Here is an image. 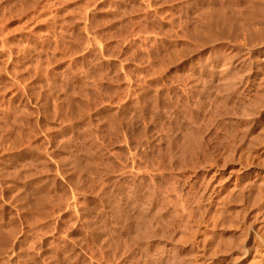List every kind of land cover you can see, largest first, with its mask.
I'll use <instances>...</instances> for the list:
<instances>
[{"label": "rangeland", "instance_id": "1", "mask_svg": "<svg viewBox=\"0 0 264 264\" xmlns=\"http://www.w3.org/2000/svg\"><path fill=\"white\" fill-rule=\"evenodd\" d=\"M263 11L0 0V264H171L172 244L182 264H264Z\"/></svg>", "mask_w": 264, "mask_h": 264}, {"label": "bare ground", "instance_id": "2", "mask_svg": "<svg viewBox=\"0 0 264 264\" xmlns=\"http://www.w3.org/2000/svg\"><path fill=\"white\" fill-rule=\"evenodd\" d=\"M238 1H239V0H238ZM245 2H246V1H245ZM259 2H260V1H259ZM249 3H250V2H249ZM249 3H247V4H249ZM252 4H253V3H252ZM257 4H258V3H257ZM257 4H255V5L253 4L252 7L254 6L253 8H255V6H256ZM248 7H249V6H248ZM256 7H257V6H256ZM257 8H258V7H257ZM250 10H253V12H254V9H250V8H249V11H250ZM262 10H263V9H262ZM255 11H256V10H255ZM251 12H252V11H251ZM260 12H261V11H260ZM263 12H264V11H263ZM254 14H256V13H254ZM249 15H250V14H249ZM252 16H253V15H252ZM254 17H255V15H254ZM257 34H258V33H257ZM258 35H259V34H258ZM197 37H198V36H197ZM206 38H207V37H206ZM249 53H250V52H249ZM245 62H246V61H245ZM251 62H252V61H251ZM251 62H250V63H251ZM254 63H255V62H254ZM262 64H263V63H262ZM248 65H249V64H248ZM228 66H229V65H228ZM245 66H246V65H245ZM249 66H251V65H249ZM225 67H226V65H225ZM248 68H249V67H248ZM256 68L258 69V67H256ZM259 68H260V67H259ZM223 69H225V68H223ZM226 70H228V69H226ZM226 70H225V71H226ZM249 70H250V68H249ZM247 71H248V69H247ZM263 71H264V70H263ZM253 72H254V71H253ZM220 73H221V72H220ZM248 73H249V71H248ZM225 76H226V75H225ZM221 78H222V77H221ZM221 78H220V79H221ZM259 78H260V77H259ZM223 79L225 80V78H223ZM248 79H249V78H248ZM260 79H261V78H260ZM218 80H219V79H218ZM224 80H223V81H224ZM229 80H230V79H229ZM254 80H255V78H254ZM198 81H199V80H198ZM220 81H221V80H220ZM247 81H248V80H247ZM225 82H226V81H225ZM225 82H223V86H224V83H225ZM227 82H228V81H227ZM229 83H230V82H229ZM213 84H214V83H213ZM258 85H259V83H258ZM258 85H257V86H258ZM223 86H222V89H223ZM249 88H250V87H249ZM214 89H215V88H214ZM220 89H221V88H220ZM247 91H248V90H247ZM242 92H243V91H242ZM263 92H264V91H263ZM237 93L239 94L240 92L237 91ZM239 96H240V94H239ZM239 96H237V97H239ZM237 99H238V98H237ZM249 99H251V98H249ZM262 99H263V98H262ZM262 99H260V102H261ZM225 100H226V99H225ZM263 100H264V99H263ZM220 102H221V100H220ZM225 102H226V101H225ZM248 104L250 105L249 102H248ZM248 104H247V105H248ZM215 105H216V104H215ZM218 105H219V104H217V106H218ZM252 105H253V104H252ZM263 107H264V106H263ZM157 108H158V106H157ZM184 108H185V107H184ZM219 108H220V107H219ZM222 108H223V107H222ZM179 109H180V108H179ZM217 109H218V107H217ZM225 109H226V108H225ZM256 109H257V108H256ZM182 110H183V109H182ZM172 111H173V110H172ZM187 111H188V110H187ZM222 111H223V109H222ZM155 112H156V111H155ZM184 112H185V111H184ZM256 112H257V110H256ZM258 112H259V111H258ZM188 113H189V112H188ZM217 113H218V112H217ZM217 113H216V114H217ZM259 113H260V112H259ZM214 114H215V113H214ZM255 114H257V113H255ZM230 115H231V114H230ZM238 118H239V117H238ZM247 118H248V117H247ZM225 119H226V118H225ZM230 119H231V118H230ZM243 120H244V119H243ZM233 121H234V120H233ZM236 122H237V121H236ZM247 122H248V121H247ZM233 123H234V122H233ZM233 126H234V125H233ZM233 126H232V127H233ZM257 126H258V125H257ZM240 127H241V126H240ZM240 127H239V128H240ZM263 127H264V126H263ZM199 128H200V127H199ZM203 128H204V127H203ZM230 128H231V127H230ZM188 129H189V128H188ZM201 129H202V128H201ZM197 130H198V129H197ZM249 130H250V129H249ZM249 130H248V131H249ZM226 131H227V130H226ZM233 131H234V130H233ZM236 131H237V129H236ZM203 132H204V131H203ZM252 132H253V131H252ZM185 133H186V132H185ZM205 133H206V132H205ZM209 133H210V132H209ZM230 133H231V132H230ZM243 133H244V132H242L241 134H243ZM192 134H193V133H192ZM244 134H245V133H244ZM246 134H247V133H246ZM246 134H245V135H246ZM259 134H260V133H259ZM259 134H258V135H255V136H254V134H253V135L250 134V135H248V136H250V137H254V138H251V139H254V140H257V141L260 139L259 142H262L264 138L261 140L262 137H260ZM188 135H189V134H188ZM195 135H196V134H195ZM206 135H207V134H206ZM229 135H230V134H229ZM237 135H238V134H237ZM245 135H244V136H245ZM196 136H198V135H196ZM233 136H234V135H233ZM256 136H257V137H256ZM258 136L260 137L259 139H257ZM187 137H188V136H187ZM191 137H192V136H191ZM238 137H239V135H238ZM197 138H198V137H197ZM241 138H242V137H241ZM255 138H256V139H255ZM207 139H208V138H207ZM239 139H240V138H239ZM251 139H250V140H251ZM213 140H214V139H213ZM242 140H243V139H242ZM248 140H249V139H248ZM250 140H249V142H250ZM246 141H247V140H246ZM206 142H207V141H206ZM240 142H241V141H240ZM247 142H248V141H247ZM194 143H195V142H194ZM194 143H193V144H194ZM211 143H212V142H211ZM253 143H254V142H252V144H253ZM208 144H209V143H208ZM235 144H236V142H235ZM260 144H261V146L264 147V144H263V145H262V143H260ZM257 145H258V144H257ZM188 146H189V145H188ZM215 146H216V145H215ZM221 146H222V145H221ZM232 146H233V145H232ZM249 146H250V145H249ZM204 147H205V146H204ZM219 147H220V146H219ZM245 147H246V145H245ZM255 147H256V146H255ZM257 147H258V146H257ZM259 147H260V146H259ZM205 148H206V147H205ZM217 149H218V148H217ZM247 149H248V148H247ZM262 149H264V148L261 147L260 151H261ZM188 150H189V149H188ZM212 150H213V149H212ZM231 151H232V150H231ZM231 151H230V153H231ZM244 151H245V150H244ZM258 151H259V150H258ZM189 152H190V151H189ZM192 152H193V151H192ZM234 152H235V151H234ZM255 152H257V151L255 150ZM232 153H233V152H232ZM242 153H244V152H242ZM242 153H240V156H241ZM257 153H258V152H257ZM233 154H234V153H233ZM245 154H246V152H245ZM228 155H229V154H228ZM228 155H227V156H228ZM230 155H231V154H230ZM237 155H238V154H237ZM248 155H249V154H246L247 158H248ZM202 156H203V155H202ZM217 156H218V155H217ZM242 156H245V155L242 154ZM242 156H241V157H242ZM246 156H245V157H246ZM187 157H188V156H187ZM197 157H198V156H197ZM232 157H235V156H232ZM232 157H231V159H232ZM217 158H218V157H217ZM249 158H250V156H249ZM263 158H264V157H263ZM237 159H238V158H237ZM241 159H242V158H241ZM245 159H246V158H245ZM238 160H240V159H238ZM248 160H249V159H248ZM248 160H246V161H248ZM192 161H193V160H192ZM252 161H253V159H252ZM252 161H251V158H250V162H252ZM204 162H205V161H204ZM215 162H216V161H215ZM235 162H238V161L236 160ZM241 162H242V161H241ZM241 162H239V163H241ZM248 162H249V161H248ZM250 162H249V163H250ZM196 163H199V162H196ZM224 163H226V162H224ZM185 164H186V163H185ZM200 164L203 165V163H201V162H200ZM208 164H209V163H208ZM253 164H254V163H253ZM253 164H251L250 166H252ZM257 164H258V163H257ZM259 164H260V162H259ZM218 165H219V164H218ZM240 165H241V164H240ZM240 165H239V166H240ZM255 165H256V162H255ZM241 166H243V165H241ZM256 166H257V165H256ZM258 166H260V165H258ZM199 167H200V165H199ZM201 167H202V166H201ZM220 167H221V166H220ZM222 167H223V166H222ZM222 167H221V168H222ZM246 167H247V166H246ZM248 167H249V166H248ZM248 167H247V168H248ZM202 168H203V167H202ZM216 168H217V166H216ZM244 168H245V167H244ZM247 168H246V170H247ZM254 168H256V167H254ZM249 169H250V168H249ZM259 169H260V170H259ZM259 169H258L257 172H254V178H255V179H259V181H262V178H257V177H255V175L257 176V174H260V175L262 174L261 176H264V175H263V174H264V168H263V167H262V168L260 167ZM236 170H237V169H236ZM236 170H235V172H237ZM246 170H245V171H246ZM254 170H255V169H254ZM256 170H257V169H256ZM213 171H214V170H213ZM238 171H239V170H238ZM229 172H230V171H229ZM251 172H252V171H251ZM221 173H222V172H221ZM247 173H248V172H247ZM233 174H234V173H233ZM220 175H221V174H220ZM228 175H230V173H229ZM235 175H236V174H235ZM237 175H238V174H237ZM247 176H249V175H247ZM207 177H208V176H207ZM223 177H225V176H223ZM228 177H229V176H228ZM240 177H241V176L239 175V178H240ZM242 177H244V176H242ZM250 177H251V176H250ZM187 178H188V177H187ZM221 178H222V177H221ZM237 178H238V176H237ZM244 178H245V177H244ZM252 178H253V177H252ZM254 178H253V179H254ZM225 179H226V178H225ZM260 179H261V180H260ZM210 180H211V179H210ZM215 180H216V179H215ZM218 180H219V179H218ZM239 180H240V179H239ZM242 180H243V179H242ZM242 180H241V183H242ZM188 181H189V180H188ZM219 181H220V180H219ZM219 181H217V182H219ZM229 181H230V180H229ZM255 181H258V180H255ZM259 181H258V182H259ZM220 182H221V181H220ZM220 182H219V183H220ZM223 182H224V181H223ZM237 182H239V181H237ZM244 182L246 183V181H244ZM247 182L250 183L249 181H247ZM252 182H254V180H252ZM252 182H251V184H252ZM262 182L264 183V181H262ZM262 182H261V183H262ZM239 183H240V182H239ZM255 183H256V182H254L253 184H255ZM261 183H260V184H261ZM263 183H262V185H263ZM253 184H252V187H253ZM256 184H257V183H256ZM260 184L258 183V185H260ZM214 185H216V184H214ZM243 185H246V184H243ZM192 186H193V184H192ZM248 186H249V184H248ZM260 186H261V185H260ZM260 186H258V188H259ZM212 187H215V186L212 185ZM221 187H222V186H221ZM228 187H229V186H228ZM244 187H245V186H244ZM244 187H243V189L245 190ZM252 187H247V188H248V190H250L249 188L252 189ZM254 187H255L256 190H257V186L254 185ZM254 187H253V188H254ZM262 187H263V186H262ZM262 187H260V188H262ZM185 188H186V187H185ZM240 188H241V187H240ZM240 188H238V189H240ZM255 188H254V189H255ZM210 189H211V188H210ZM212 189H213V188H212ZM224 189H226V188H224ZM238 189H237V190H238ZM243 189H242V190H243ZM230 190H231V189H230ZM237 190H234V193H235ZM244 190H243V191H244ZM246 190H247V189H246ZM260 190H263V189H259V190H257V191H256L257 195H262V194H264L263 191L261 192L262 194H261L260 192H259L260 194H258V191H260ZM168 191L171 192L170 190H168ZM187 191H188V190H187ZM212 191H213V190H212ZM228 191H229V189H228L226 192L228 193ZM238 191H239V190H238ZM250 191H251V190H250ZM250 191H249V193H246V191H245V194H250ZM182 192H183V191H182ZM239 192H240V191H239ZM239 192H236V193H239ZM252 192H253V191H252ZM227 193H226V194H227ZM229 193L231 194L230 191H229ZM229 193H228V195H229ZM234 193H233V194H234ZM240 193H241V192H240ZM195 194H196V193H195ZM243 194H244V192H243ZM243 194H242V195H243ZM223 195H225V193H224ZM236 195H237V194H236ZM236 195H234V196H236ZM250 195H251V194H250ZM254 195H255V193H254ZM257 195H256V197H257ZM196 196H197V195H196ZM225 196H226V195H225ZM225 196H221V197H225ZM237 196H238V195H237ZM244 196H245V195H243V197H244ZM247 196H248V195H247ZM252 196H253V195H252ZM262 196H263V195H262ZM262 196H258V198H259V197L261 198ZM190 197H191V196H190ZM226 197H227V196H226ZM245 197H246V196H245ZM249 197H250V196H249ZM263 197H264V196H263ZM237 198H238V197H237ZM258 198H255V199H258ZM260 198L258 199V203H261V202H262V204H264L263 201H261V202L259 201V200H261ZM172 199H173V198H172ZM184 199H185V198H184ZM231 199H232V197H231ZM234 199L236 200V197H235ZM243 200H244V201L247 200V197H246V198H243L241 202H243ZM248 200H249V199H248ZM263 200H264V199H263ZM170 201H171V200H170ZM219 201H221V199H219ZM226 201H227V200H226ZM236 201H237V200H236ZM236 201H235V202H236ZM173 202H174V201H173ZM227 202H229V201H227ZM230 202H231V200H230ZM238 202L241 203L240 201H238ZM159 203H160V202H159ZM219 203H220V202H218V204H219ZM231 203H233V202H231ZM236 203H237V202H236ZM218 204H217V205H218ZM220 204H221V203H220ZM241 204H242V203H241ZM243 204H244V203H243ZM262 204H261V206H262ZM158 205H159V204H158ZM206 205H207V204H206ZM215 205H216V204H215ZM244 205H245V204H244ZM180 206H181V205H180ZM218 206H219V205H218ZM259 206H260V205H259ZM199 207H200V206H199ZM239 207H240V206H239ZM200 208H201V207H200ZM202 208H203V207H202ZM214 208H215V207H214ZM250 208H251V207H250ZM158 209H160V208H158ZM172 209H173V207H172ZM244 209H245V208H244ZM213 210H214V209H213ZM219 210H220V209H218V211H219ZM228 210H229V208H228ZM239 210H240V209H238V211H239ZM250 210H251V209H250ZM262 210H263V209H262ZM159 211H160V210H159ZM174 211H175V210H174ZM203 211H204V210H203ZM177 212L179 213V211H177ZM177 212H175V213L177 214ZM229 212H230V211H229ZM242 212H243V211H242ZM261 212H262V211H261ZM170 213H172V212H170ZM173 213H174V212H173ZM187 213H188V212H187ZM189 213H190V212H189ZM189 213H188L187 217L189 216ZM213 213H214V215H215V212H214V211H213ZM227 213H228V211H227ZM234 213L236 214V211H235ZM244 213L246 214V213H247V210H246V212L244 211ZM179 214H180V213H179ZM219 214L221 215L222 213L218 212L217 215L219 216ZM245 214H242L241 216L244 217L243 215H245ZM250 214H251V213H250ZM154 215H155V214H154ZM159 215H160V214H159ZM177 215H178V214H177ZM191 215H192V214H191ZM217 215H216V216H217ZM232 215H233V214H232ZM232 215H231V216H232ZM246 215H248V214H246ZM251 215H252V214H251ZM251 215H250V216H251ZM140 216H141V215H140ZM162 216H163V215H162ZM171 216H172V215H171ZM206 216H207V215H206ZM210 216H211V215H210ZM210 216H209V217H210ZM216 216H215V217H216ZM218 216H217V217H218ZM258 216H259V215H258ZM176 217H178V216H176ZM182 217H183V216H182ZM196 217H197V216H196ZM222 217H223V216H222ZM233 217H234V215H233ZM236 217H237V216L235 215V218H236ZM239 217H240V216H239ZM242 217H241V220L243 219ZM247 217H248V216H247ZM253 217H254V216H253ZM139 218H140V217H139ZM166 218H167V217H166ZM178 218H181V216L178 217ZM184 218H186V217L184 216ZM188 218H190V217H188ZM193 218H194V217H193ZM220 218H221V217H220ZM223 218H224V217H223ZM260 218H261V217H260ZM136 219H137V218H136ZM172 219H173V218H172ZM182 219H183V218H182ZM186 219H187V218H186ZM210 219H213V217H212V218L210 217ZM215 219H216V218H215ZM238 219H239V218H238ZM251 219H252V218H251ZM257 219H258L257 217H256V219H255V217H254L253 220H257ZM262 219H263V218H262ZM140 220H141V219H140ZM164 220H166V219H164ZM183 220H184V219H183ZM198 220H199V219H198ZM204 220H205V219H204ZM221 220H222V219H221ZM239 220H240V219H239ZM243 220H244V221H245V220L247 221V218L245 217V219H243ZM174 221H176V220H173V222H174ZM187 221H188V220H187ZM193 221H194V220H193ZM206 221H207V220H206ZM257 221H258V220H257ZM262 221H263V220H262ZM170 222H171V221H170ZM183 222H184V221H183ZM188 222H189V221H188ZM194 222H195V221H194ZM216 222H217V221H216ZM253 222H255V221H253ZM139 223H143V222H139ZM139 223H138V224H139ZM164 223H165V222H164ZM175 223H176V222H175ZM206 223H207V222H206ZM219 223H220V222H219ZM244 223L246 224L247 222H244ZM120 224H121V223H120ZM170 224H171V223H170ZM177 224H179V223H177ZM180 224H181V223H180ZM187 224H188V223H187ZM201 224H202V222H201ZM213 224H214V223H213ZM221 224H222V223H221ZM238 224H239V223H238ZM259 224H260V223H259ZM148 225H150V224H148ZM185 225H186V224H185ZM243 225H244V224H243ZM138 226H139V225H138ZM141 226H143V228H144V225H141ZM153 226H154V225H153ZM176 226H177V225H176ZM181 226H182V225H180V227H181ZM183 226H184V225H183ZM190 226H191V225H190ZM147 227H148V226H147ZM149 227H150V226H149ZM163 227H164V226H163ZM169 227H170V226H169ZM180 227H179V228H180ZM185 227H186V226H185ZM185 227H184V228H185ZM193 227H194V226H193ZM193 227H192V228H193ZM197 227H198V226H197ZM138 228H139V227H138ZM172 228H174L173 225H172ZM177 228H178V227H177ZM182 228H183V227H182ZM150 229H151V228H150ZM152 229H153V228H152ZM180 229H181V228H180ZM186 229H188V226L186 227ZM186 229H184V230H186ZM144 230H145V231L147 230V232L149 233L148 228H146V226H145V229H143V234L145 233ZM162 230H163V229H162ZM162 230H161V231H162ZM167 230H168V228H167ZM170 230H172V229H170ZM181 230H183V229H181ZM184 230L182 231L183 234L181 235V233H182V232H181L179 235L183 236L182 238L185 240V238H184L185 236H184V235L186 234V232H184ZM191 230H192V229H191ZM193 230H194V228H193ZM213 230H214V229H213ZM224 230H225V229H224ZM133 231H134V230H133ZM140 231H142V229H141ZM150 231H151V230H150ZM155 231L157 232L158 230H155ZM178 231H179V230H178ZM187 231H188V230H187ZM196 231H197V230H196ZM261 231H262V230H261ZM167 232H168V231H167ZM167 232H165V233H167ZM194 232H195V230H194ZM151 233H153V231H151L149 235H151ZM163 233H164V232H163ZM184 233H185V234H184ZM187 233H189V234H188V237H187V234H186V238H188V239H186V241L189 240L190 238H191L190 240H192V237H191V236H192L194 233L191 232V236H190V237H189L190 232L188 231ZM192 233H193V234H192ZM225 233H226V232H225ZM252 233H253V232H252ZM157 234L160 235V232H159V233H156V235H157ZM111 235H112V234H111ZM149 235H146V236H149ZM159 235H157V237H159ZM173 235H174V234H173ZM207 235H208V234H207ZM217 235H218V233H217ZM245 235H246V234H245ZM245 235H244V236H245ZM251 235H253V234H251ZM131 236H132V235H131ZM146 236H145V238H146ZM152 236L155 238V237H156V236H155V233H154V235L152 234L151 237H152ZM177 236H178V235H177ZM194 236H195V235H193V239H194ZM200 236H202V235H200ZM200 236H199L198 238H200ZM209 236H211V235H209ZM223 236H224V235H223ZM232 236H233V235H232ZM135 237H136V236H135ZM157 237H156V238H157ZM167 237H169L168 234H167ZM172 237H173V236H171V238H172ZM175 237H176V236H175ZM202 237H203V236H202ZM206 237H207V236H206ZM220 237H221V236H220ZM252 237H253V236H252ZM154 238H153V239H154ZM171 238H170V239H171ZM176 238H177V237H176ZM198 238H195L194 240L197 241ZM211 238H212V237H211ZM226 238L228 239L227 236H226ZM263 238H264V237H263ZM131 239H132V238H131ZM143 239H144V238H143ZM150 239H151V238H150ZM165 239H167V238L165 237ZM173 239H174V237H173ZM173 239H172V240H169L170 243H171V241H173V243H175V242H174L175 240H173ZM177 239L180 240V237H178ZM183 239H181V240H183ZM200 239H201V238H200ZM200 239L198 240V242L200 241ZM220 239H221V238H220ZM223 239H224V238H222V240H223ZM230 239H231V238H229V241H230ZM116 240H117V239H116ZM132 240H133V239H132ZM137 240H138V239H137ZM156 240H157V239H156ZM190 240H189V241H190ZM238 240H239V239H238ZM138 241L141 242L140 240H138ZM138 241H137V242H138ZM144 241H145V240H144ZM150 241H151V240H150ZM153 241L155 242V240H153ZM157 241H158V240H157ZM164 241H165V240H164ZM186 241H184V242H183V241H182V242L180 241V245H181V243H184V244L187 243ZM195 241H193V242H195ZM236 241H237V239H236ZM239 241H240V240H239ZM253 241H254V240H253ZM139 242H138V245H139ZM146 242H147V241H146ZM161 242H163V241H161ZM161 242H160V243H161ZM166 242H167V241H166ZM177 242H178V241H177ZM193 242H192V243H193ZM198 242H195V244H196V243L198 244ZM225 242H226V241H225ZM231 242H232V240H231L230 242H228V243L230 244ZM148 243H149V242H148ZM157 243H158V242H157ZM157 243H156V244H157ZM160 243H158V244H160ZM167 243H168V242H167ZM170 243H169V244H170ZM188 243H189V242H188ZM192 243H190V245H192ZM201 243H203V239H201ZM235 243H236V242H235ZM136 244H137V243H136ZM140 244H143V243H140ZM154 244H155V243H154ZM156 244H155V245H156ZM169 244H168V245H169ZM184 244H183V245H184ZM233 244H234V243H233ZM238 244H239V243H238ZM250 244H251V243H250ZM143 245H144V244H143ZM162 245H164V244L162 243ZM162 245H160V246H162ZM168 245H167V246H168ZM190 245H189V246H190ZM202 245H203V244H202ZM216 245H217V244H216ZM216 245H215V246H216ZM231 245H232V244H231ZM169 246H170V245H169ZM178 246H179V245H178ZM194 246H195V245H194ZM197 246H198V245H197ZM200 246H201V245H200ZM233 246H234V245H233ZM238 246H239V245H238ZM240 246H242V245H240ZM124 247H126V245H125ZM151 247L153 248V246H150L149 244L145 245V247L143 246V250H145L146 254L148 253L147 251H149V250L151 249ZM155 247H157V246H155ZM158 247H159V245H158ZM162 247H163V246H162ZM184 247H185V246H184ZM263 247H264V245H263ZM117 248H118V247H117ZM128 248H130V247H128ZM131 248H132V247H131ZM141 248H142V246L140 247L139 250H141V252H143ZM160 248H161V247H160ZM163 248H164V247H163ZM163 248H162V249H163ZM229 248H230V246H229ZM123 249H124V248H123ZM156 249H157V248H156ZM156 249H155V250H156ZM158 249H159V248H158ZM158 249H157V250H158ZM162 249H160V250L163 252ZM181 249H182V248H181ZM197 249H198V248H197ZM197 249H196V250H197ZM165 250H166V247H165ZM177 250H178V249H177V246H176L175 244H172V247H171V248H167V251H164V252H163V253L165 254V257L168 256L169 258H171V261H169V259L167 260V261L171 262V264H176L177 261H179V263L182 264L181 261L179 260V257H180L179 254H181V253H177ZM185 250H186V249H185ZM263 250H264V249H263ZM127 251H128V249H127ZM127 251H126V253H127ZM135 251H136V250H135ZM135 251H134V252H135ZM180 251H181V250H180ZM189 251H190V249H189ZM199 251H200V250L198 249V250L195 251V252H196L197 255H199V256L201 255V256H202L203 253L201 254ZM207 251H208V250H207ZM253 251H254V249H253ZM253 251H252V252H253ZM120 252H121V251H120ZM124 252H125V251H124ZM129 252H130V251H129ZM145 252H144V254H145ZM165 252H166V253H165ZM178 252H179V251H178ZM185 252H186V251H185ZM185 252H182V253L184 254ZM187 252H188V251H187ZM190 252H192V251H190ZM193 252H194V251H193ZM193 252H192V253H193ZM195 252H194L193 254L196 256ZM201 252H203V249L201 250ZM150 253H151V252H150ZM152 253H153V252H152ZM157 253H158V252H157ZM206 253H207V252H206ZM254 253H255V252H254ZM131 254H132V253H130V255H131ZM142 254H143V253H142ZM161 254H162V253H161ZM164 254H163V255H164ZM185 254H186V253H185ZM188 254H189V253H188ZM188 254H187V256L189 257L190 255H188ZM114 255H115V254H114ZM152 255H153V254H152ZM152 255H151V256H152ZM177 255H178L179 257H178ZM194 255H193V256H194ZM216 255H217V254H216ZM127 256H128V255H127ZM147 256H148V255H147ZM147 256L145 255L144 257H147ZM182 256H183V255H182ZM182 256H181L180 258H182ZM185 256H186V255H185ZM191 256H192V255H191ZM191 256H190V257H191ZM195 256H194V257H195ZM199 256H198V257H199ZM121 257H122V256H121ZM142 257H143V256H142ZM153 257H154V255H153ZM155 257H156V256H155ZM155 257H154V258H155ZM168 257H167V258H168ZM177 257H178V258H177ZM116 258H117V257H116ZM129 258H132V257H129ZM156 258H157V257H156ZM167 258H166V259H167ZM235 258H236V257H235ZM137 259H138V258H137ZM147 259H148V258H145L146 261L149 260V259H148V260H147ZM151 259H152V258H151ZM163 259H164V258H163ZM166 259H165V260H166ZM189 259H190V258H189ZM191 259H192V258H191ZM256 259H257V258H256ZM127 260H128V259H127ZM135 260H136V259H135ZM135 260H134V261H135ZM157 260L159 261V259H157ZM157 260L155 259V261H157ZM195 260H196V257H195ZM197 260H199V259H197ZM202 260H203V259H202ZM151 261H152V260H151ZM151 261H149V262H150L151 264H154V263H152V262L154 261V259H153L152 262H151ZM158 261H157V262H158ZM182 261H183V260H182ZM190 261H192V260H190ZM200 261H201V260H200ZM208 261H209V260H208ZM169 262H168V263H169ZM194 262H195V261H193V263H194ZM201 262H203V261H201ZM205 262H206V261H205ZM159 263L161 264L160 261H159ZM159 263H157V264H159ZM179 263H177V264H179ZM198 263H200V262H198ZM144 264H145V263H144ZM155 264H156V263H155ZM162 264H164V263H162ZM165 264H166V263H165ZM195 264H197V261L195 262ZM233 264H234V262H233Z\"/></svg>", "mask_w": 264, "mask_h": 264}]
</instances>
